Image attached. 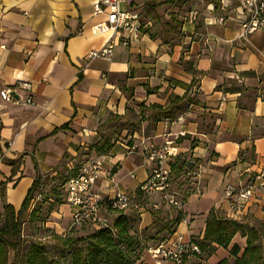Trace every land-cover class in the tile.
I'll list each match as a JSON object with an SVG mask.
<instances>
[{
	"label": "crops",
	"instance_id": "obj_1",
	"mask_svg": "<svg viewBox=\"0 0 264 264\" xmlns=\"http://www.w3.org/2000/svg\"><path fill=\"white\" fill-rule=\"evenodd\" d=\"M95 2L0 0V91L9 89L14 99L0 97V207H20L35 177L33 161L44 178L65 153L74 160L83 150L91 154L87 160H101L117 191L134 196L122 214L144 252L174 231L201 241L210 212L245 228L264 226L262 194L237 214L223 195L226 185H244L264 166V31L239 38L240 18L232 9L213 14L208 6L203 20L192 15L180 30L143 31L136 42L116 44L110 60H88L110 36L90 31L103 19L93 14ZM27 98L31 102L22 104ZM151 106H172L170 116ZM116 128L123 135L115 141L98 134ZM165 139L186 161L179 175L188 180L183 212L162 205L156 221L136 188L150 173L149 147ZM92 145L105 152L89 151ZM177 213L181 220L172 226ZM65 214L58 221L66 223ZM118 214L99 209L105 220ZM236 238L242 239L239 233ZM217 248L187 264H206ZM142 259L137 264H152L148 256Z\"/></svg>",
	"mask_w": 264,
	"mask_h": 264
},
{
	"label": "built area",
	"instance_id": "obj_2",
	"mask_svg": "<svg viewBox=\"0 0 264 264\" xmlns=\"http://www.w3.org/2000/svg\"><path fill=\"white\" fill-rule=\"evenodd\" d=\"M122 1L127 5L132 4V0H96L93 4V14L103 15V19L91 27V33L100 35L110 32V36L105 45L90 51L86 59L108 61L116 44L127 46L139 39L143 28L139 17L134 12L121 11ZM233 4L236 6L222 3L221 10L230 8L240 18L239 38L247 40L253 32L264 31V0H234ZM0 97L3 101L14 102L9 89L1 90ZM30 102L31 100L27 98L22 104ZM177 156L173 140L165 139L148 149L146 161L151 167L150 173L136 190L143 192L148 199L153 195L157 197L156 201L150 202L153 211L165 205L183 212L182 195L177 190H172L170 184V164ZM2 160L3 158L0 157V163ZM101 164L99 159L87 160L65 182L64 200L70 209V221L74 226L107 227L106 220L99 216L101 206L106 211L124 213L133 204L134 196L117 191V182L110 172L102 170ZM101 178L105 183L103 186L101 184L98 186L97 181ZM100 187L105 189V192ZM110 191L112 194L109 193ZM257 194L264 196V166L259 167L246 184L237 187L228 184L223 191L229 210L233 214L245 210ZM145 253L152 264H187L190 259L201 254L195 237L188 231H174L167 237L148 245Z\"/></svg>",
	"mask_w": 264,
	"mask_h": 264
},
{
	"label": "trees",
	"instance_id": "obj_3",
	"mask_svg": "<svg viewBox=\"0 0 264 264\" xmlns=\"http://www.w3.org/2000/svg\"><path fill=\"white\" fill-rule=\"evenodd\" d=\"M174 101L181 102L183 97H175ZM138 106L142 114L144 107ZM149 108L157 109L156 113L164 117L170 116L172 110V106L165 109L157 106ZM154 114L155 112L152 113ZM57 130L55 129L53 133ZM92 148L97 155L105 152L103 145H92ZM185 163L183 158L177 156L170 164V173L180 174ZM33 166L35 177L20 207L15 210L9 204L3 203L1 206L3 220L0 225V264H60L59 261L48 258L45 245L40 240L29 242L25 253L22 252L24 246L22 225L29 217L32 219L36 214V209L29 211V207L42 179L35 161H33ZM1 187H3L2 183H0ZM0 192L2 194V191ZM157 211H153V218L156 221L159 220ZM180 220L181 214L177 213L171 225L178 224ZM129 229L126 216L119 213L111 226L96 229L88 237L64 236L59 238L57 248L68 252L69 264H135L139 260L143 247L139 239L129 233ZM237 233L245 238L244 248L241 250L238 245H231L228 249V256L233 258V262L230 263L227 258H222L215 264H263L264 226L245 228L239 222L219 217L213 212L209 213V218L206 220L202 240L197 242L200 252L211 253L216 247L228 248Z\"/></svg>",
	"mask_w": 264,
	"mask_h": 264
},
{
	"label": "rangeland",
	"instance_id": "obj_4",
	"mask_svg": "<svg viewBox=\"0 0 264 264\" xmlns=\"http://www.w3.org/2000/svg\"><path fill=\"white\" fill-rule=\"evenodd\" d=\"M234 0H132L131 5H127L124 1L120 3V10L127 12H134L139 17V22L143 28L140 34L145 32L151 33H162L169 32V29H178L188 22L192 15L196 19H204L205 14L208 13V6H211L209 12L213 14L223 13L221 10L222 3L233 4ZM230 8L227 9L230 12ZM227 13V12H226ZM153 35V34H152ZM116 122V121H114ZM116 127V126H115ZM98 134L106 136L113 141L117 140L123 134H121V129L116 128L113 132L107 131L106 133L99 130ZM127 135V133H126ZM80 147H78L79 149ZM89 151L94 149L92 146L88 147ZM80 156L74 160L69 158L68 154L63 155V159L59 162L56 167L54 174L42 177L41 185L38 191L35 193V197L32 199L29 211L33 208L36 209V214L34 218H28L27 221L22 225V236L24 238L23 253H25L27 245L31 241L40 240L46 248L47 256L49 259L59 261L60 264H69V254L67 251L58 249L59 241L58 239L64 236H75L80 238L88 237L94 230L101 227L96 225H72L69 221L66 211V202L64 200V185L68 177L73 176L81 164L91 156L90 153H86L81 150ZM78 156V155H77ZM186 177L180 176L179 174H170V184L171 189L174 191H180L179 193L183 196L184 188L182 187L187 181ZM3 187L0 191L3 192ZM141 201L154 202L157 197L153 195L151 198H142ZM3 203V200H2ZM163 207V206H162ZM64 209V210H63ZM66 213L65 220L58 221V215L60 213ZM2 208L0 207V225H2ZM108 221V222H107ZM65 224H64V223ZM113 221L109 219L106 220L107 226H111ZM63 223V224H62ZM238 234V233H237ZM235 237V236H234ZM241 240L234 239L228 248H217L219 249L217 256L211 259L206 264H215L222 258H227L230 263L233 262V258L228 256V249L231 245L236 244L242 250L245 246V242ZM84 243V241H82ZM22 253V254H23ZM147 255L144 251L141 252L139 261H144ZM264 264V263H263Z\"/></svg>",
	"mask_w": 264,
	"mask_h": 264
}]
</instances>
